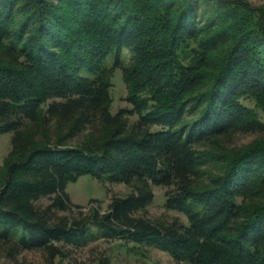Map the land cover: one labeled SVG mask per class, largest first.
Wrapping results in <instances>:
<instances>
[{"label": "trees", "instance_id": "1", "mask_svg": "<svg viewBox=\"0 0 264 264\" xmlns=\"http://www.w3.org/2000/svg\"><path fill=\"white\" fill-rule=\"evenodd\" d=\"M247 12L231 0H0L3 257L54 258L97 232L176 264H264V122L241 101L264 107V20ZM113 68L130 104L115 112ZM83 174L129 192L105 209L74 203L66 186ZM153 185L185 219L148 215Z\"/></svg>", "mask_w": 264, "mask_h": 264}, {"label": "rangeland", "instance_id": "2", "mask_svg": "<svg viewBox=\"0 0 264 264\" xmlns=\"http://www.w3.org/2000/svg\"><path fill=\"white\" fill-rule=\"evenodd\" d=\"M232 2L244 3L247 14L252 18H262L264 20V0H231ZM210 12L205 11L204 16L207 18ZM196 42L191 41L189 47L195 46ZM189 52V48H184V54ZM191 55V54H190ZM121 58L127 62L130 58L128 49L121 50ZM113 62L112 56H108L104 65L111 67ZM82 75H88L84 70ZM109 94L111 97L110 111L115 112L118 108L130 106L125 100L127 94L126 84L119 68H113L110 73ZM261 101L264 99H260ZM241 101L251 108L262 122H264V107L256 102L254 98H242ZM136 118V114L131 115L130 119ZM262 131H251L247 133H239L234 137L233 145L240 146L252 142L257 139ZM264 133V132H262ZM11 132L0 133V167L3 160L10 149ZM219 148V147H218ZM154 197L147 206V213L154 217L160 214L168 216H179L185 219L183 214L165 207V188L161 186H152ZM66 191L72 202L84 206L89 205L92 199L98 200L93 204H99L105 209L110 198L114 195L122 196L129 192V188L119 181L98 180L89 174H83L75 181L67 183ZM96 232V229H92ZM20 230L14 235L19 237ZM62 254L51 258L42 249L23 250L18 253L14 259L3 257L0 252V264H176L172 257L164 250L147 246L145 244L134 243L132 241H124L119 237H102L97 232L89 234L85 241L77 244L73 241L59 242Z\"/></svg>", "mask_w": 264, "mask_h": 264}]
</instances>
